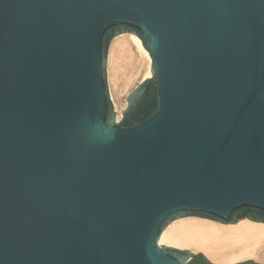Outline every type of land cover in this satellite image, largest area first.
I'll use <instances>...</instances> for the list:
<instances>
[{
    "label": "water",
    "instance_id": "95a60500",
    "mask_svg": "<svg viewBox=\"0 0 264 264\" xmlns=\"http://www.w3.org/2000/svg\"><path fill=\"white\" fill-rule=\"evenodd\" d=\"M187 217L264 223V0H0V264H197L158 243Z\"/></svg>",
    "mask_w": 264,
    "mask_h": 264
},
{
    "label": "bare ground",
    "instance_id": "6f19581e",
    "mask_svg": "<svg viewBox=\"0 0 264 264\" xmlns=\"http://www.w3.org/2000/svg\"><path fill=\"white\" fill-rule=\"evenodd\" d=\"M132 67L129 76L124 73ZM151 60L148 52L142 49L140 41L134 34H121L110 43L106 64L107 84L110 99L117 120L126 107V97L142 81L151 76ZM128 76L119 89L124 94V103L119 106L114 95L116 82L121 71ZM120 71V73H119ZM128 71V72H129ZM137 82V84H134ZM118 84V83H117ZM117 90H115L117 92ZM118 90V91H119ZM115 96V98H114ZM238 223V222H237ZM159 245L188 249L205 255L216 264H233L246 259L264 261V223L248 219L238 224H220L200 217H187L173 221L162 232Z\"/></svg>",
    "mask_w": 264,
    "mask_h": 264
},
{
    "label": "rangeland",
    "instance_id": "374dc122",
    "mask_svg": "<svg viewBox=\"0 0 264 264\" xmlns=\"http://www.w3.org/2000/svg\"><path fill=\"white\" fill-rule=\"evenodd\" d=\"M125 64H128V63H127V62L124 63L122 68H125V66H126ZM124 65H125V66H124ZM130 66H132V65L129 64L127 67H130ZM127 67H126V68H127ZM126 68L124 69V71L128 69V68H127V69H126ZM130 69L132 70V67L129 68V70H130ZM129 70H128V71H129ZM131 70H130V71H131ZM120 71H121V70H120ZM120 71H119V73H120ZM124 71H121L122 74H120V75L118 76V78L120 77V79H119V81L116 82V86H115V87H116V88L119 87L118 90L121 88V86H122L123 83L125 82V80H126L125 78H127V77L129 76V73H131L130 71H129V72H128V71H125V72H124ZM123 72L126 73V74L128 73V74H127L128 76H126V74H124ZM124 79H125V80H124ZM123 81H124V82H123ZM117 83H118V84H117ZM121 84H122V85H121ZM134 84H137V82H135ZM117 86H118V87H117ZM115 90H117V89L114 88V95H115L117 98H115V96H114V98H115V100H117L118 105H119V104L122 105V104L124 103V94L119 93V94H120V96H119V95H117V94H118V92H120V90H119V91L117 90V92H116ZM121 105H119V106H121ZM244 220H246V219H244ZM244 220H241V221H244ZM241 221H239L238 223H240ZM238 223H236V224H238ZM187 250H188V249H187ZM189 251H191V250H189ZM193 253H194V252H193ZM195 253H199V252H195ZM248 261H255V262H258V263L264 264V261H262V259H260V262H259V260L246 259V260H244V261L236 262V263H233V264H241V263H245V262H248Z\"/></svg>",
    "mask_w": 264,
    "mask_h": 264
},
{
    "label": "trees",
    "instance_id": "16d2710c",
    "mask_svg": "<svg viewBox=\"0 0 264 264\" xmlns=\"http://www.w3.org/2000/svg\"><path fill=\"white\" fill-rule=\"evenodd\" d=\"M194 261L197 263V264H206L203 262V256L202 254H197L194 258Z\"/></svg>",
    "mask_w": 264,
    "mask_h": 264
}]
</instances>
